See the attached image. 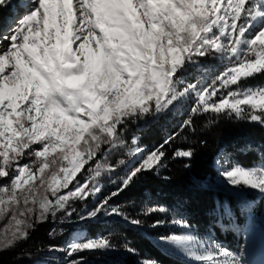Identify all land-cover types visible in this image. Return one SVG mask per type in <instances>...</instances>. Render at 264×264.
Returning a JSON list of instances; mask_svg holds the SVG:
<instances>
[{"label":"snow or ice","instance_id":"1","mask_svg":"<svg viewBox=\"0 0 264 264\" xmlns=\"http://www.w3.org/2000/svg\"><path fill=\"white\" fill-rule=\"evenodd\" d=\"M8 5L0 0V9ZM13 24L0 30V251L97 196L115 173L111 157L123 152L129 160L119 164L128 170L117 190L81 220L117 216L160 232L152 243L178 251L186 264H246L183 217L146 224L111 199L163 167L175 139L151 151L135 138L129 144L124 129L133 121L189 104L182 131L204 114L264 126V84L249 83L264 77V0H25ZM210 58L221 70L209 82L199 74ZM220 175L238 191L264 194V157L252 166L231 163ZM167 212L149 206L143 216ZM113 247L109 236L80 237L62 251L73 257Z\"/></svg>","mask_w":264,"mask_h":264},{"label":"trees","instance_id":"2","mask_svg":"<svg viewBox=\"0 0 264 264\" xmlns=\"http://www.w3.org/2000/svg\"><path fill=\"white\" fill-rule=\"evenodd\" d=\"M10 16L8 11L0 9V30L6 29ZM203 63L201 78L211 80L221 70L220 63L211 58ZM250 83L264 84V77H257ZM189 107V104H180L171 111L146 116L126 126L124 135L128 143L135 138L148 151L159 147L170 135H175V139L165 146L164 166L143 173L129 188L113 197L111 205L122 207L130 217L145 219L146 224L156 218L179 216L201 238L212 237L224 244L239 242L238 234L227 228L222 230L220 226L243 227L249 217L264 216V198L253 194L241 202L213 184L220 179L222 167L237 162L245 166L260 163L264 157V126L227 117L212 119L204 114L193 117V126L182 131ZM187 150L192 151L191 158L175 156L177 151ZM111 159L116 165L115 173L102 179L101 192L97 196L90 197L87 203H75L76 211L71 216L61 218L58 213L56 219L38 223L27 240L11 250L0 251V264H70L72 259L81 257L83 264H141L144 260H154L157 264H186L185 258L152 243L153 237L160 232L147 227L136 228L117 216L100 214L98 218L80 219L81 215L87 217L98 199L103 200L115 192L127 172L128 168L119 164L121 160H129L125 153L115 154ZM149 206L163 207L168 212L144 217ZM80 231L82 237L87 238L109 236L114 247L85 251L66 260L50 250L65 249L71 235ZM125 243L134 248L135 253L126 251Z\"/></svg>","mask_w":264,"mask_h":264},{"label":"rangeland","instance_id":"3","mask_svg":"<svg viewBox=\"0 0 264 264\" xmlns=\"http://www.w3.org/2000/svg\"><path fill=\"white\" fill-rule=\"evenodd\" d=\"M2 9L8 11L11 15L7 21V26L5 29V31H6L10 25L14 26L13 21L18 16H21L24 13L25 0H9V5L6 8H2ZM209 82H210V80H209ZM249 83H250V81H249ZM221 170H222V168H221ZM213 186L218 188V189H221V190H223L229 194L234 195L241 202L247 201L249 199V197L253 194L258 196V197L264 198V194H261L257 190H245L243 192L238 191L233 186L227 184V182L225 181V179L222 176L220 177L219 180H217L213 184ZM220 228L222 230L227 228V229L231 230L233 233L238 234L240 236L239 242H237L236 240L232 243H227V244H224V243H221L218 241H216V242L219 243L220 245L230 249L236 255L242 256L244 261H245L246 257L248 256L247 251H248L249 246L256 241L257 237H260L264 243V216H259L257 218L249 217L246 226H243V227L242 226L225 227L224 225H221ZM82 236H83V232H81V231L73 233L70 237V241H69L68 245L71 242H73L74 240H76L77 238H80ZM67 246L65 247V249L67 248ZM167 251L174 252L177 255L183 257L182 254H180L178 251H176L174 249H170ZM56 252L60 256H62L65 260L70 258L62 250H61V252L56 250ZM254 256H257V255H254ZM183 258H185V257H183ZM40 264H44V263H40Z\"/></svg>","mask_w":264,"mask_h":264},{"label":"bare ground","instance_id":"4","mask_svg":"<svg viewBox=\"0 0 264 264\" xmlns=\"http://www.w3.org/2000/svg\"><path fill=\"white\" fill-rule=\"evenodd\" d=\"M247 253L246 264H264V243L260 237L249 246Z\"/></svg>","mask_w":264,"mask_h":264},{"label":"built area","instance_id":"5","mask_svg":"<svg viewBox=\"0 0 264 264\" xmlns=\"http://www.w3.org/2000/svg\"><path fill=\"white\" fill-rule=\"evenodd\" d=\"M59 252H61V250H58Z\"/></svg>","mask_w":264,"mask_h":264}]
</instances>
